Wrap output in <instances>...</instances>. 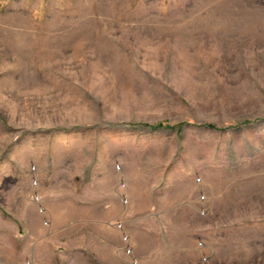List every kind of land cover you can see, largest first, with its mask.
<instances>
[{"label":"rangeland","instance_id":"1","mask_svg":"<svg viewBox=\"0 0 264 264\" xmlns=\"http://www.w3.org/2000/svg\"><path fill=\"white\" fill-rule=\"evenodd\" d=\"M0 264H264V0H0Z\"/></svg>","mask_w":264,"mask_h":264},{"label":"trees","instance_id":"2","mask_svg":"<svg viewBox=\"0 0 264 264\" xmlns=\"http://www.w3.org/2000/svg\"><path fill=\"white\" fill-rule=\"evenodd\" d=\"M146 126V125H145ZM146 127H148V126H146ZM159 126H149V129L150 130H154V129H156V128H158ZM209 127H212V126H209Z\"/></svg>","mask_w":264,"mask_h":264},{"label":"built area","instance_id":"3","mask_svg":"<svg viewBox=\"0 0 264 264\" xmlns=\"http://www.w3.org/2000/svg\"><path fill=\"white\" fill-rule=\"evenodd\" d=\"M118 228H121V225L120 224L118 225Z\"/></svg>","mask_w":264,"mask_h":264}]
</instances>
